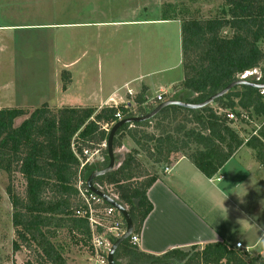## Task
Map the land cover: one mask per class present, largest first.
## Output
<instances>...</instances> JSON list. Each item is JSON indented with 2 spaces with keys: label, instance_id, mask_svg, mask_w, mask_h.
Here are the masks:
<instances>
[{
  "label": "trees",
  "instance_id": "obj_1",
  "mask_svg": "<svg viewBox=\"0 0 264 264\" xmlns=\"http://www.w3.org/2000/svg\"><path fill=\"white\" fill-rule=\"evenodd\" d=\"M173 7L164 6L162 20L179 19ZM222 15L211 19H179L183 79L174 100L201 103L244 74L259 69L264 59L260 47L264 43V0H224ZM225 28L230 30L229 34H223ZM61 79L65 89L70 83L69 74L63 72ZM246 79L254 84L264 83V75L258 80ZM142 102L141 98L135 102L139 113L126 105L99 111L61 108L51 112L47 104L30 113L23 108L0 109V171L8 176L18 172L25 182L24 197L10 193L13 227L18 229L21 243H13L14 251L24 245L36 251V264H67L59 247L51 242L59 230L68 231L89 245L88 223L75 216L81 202L78 176L80 173L85 188L89 174L108 165V155L104 149L103 160L79 172L73 149L81 153L86 144L106 141L108 134L101 126L117 122L116 114H120L121 119L143 115ZM214 103L226 110L238 107L242 112L234 115L235 120H228L227 113L218 114L209 106L200 110L167 106L151 120L124 125L116 133L113 152L120 146L118 140L123 133H127L136 148L122 154L114 152L113 169L94 179L93 185L110 197L105 185L118 188V195L112 198L131 216L133 234L140 235L142 224L152 209L147 191L157 178L158 168L154 166L171 165L181 154L205 177L211 178L242 146L251 149L255 160L264 165V122L256 134L246 140L240 138L233 127L252 116L264 117V95L260 90L240 86L239 90L232 89ZM150 108L153 110L155 106ZM180 115H184L183 120L189 115L191 120L177 121ZM24 116L27 118L15 126V121ZM160 120L167 122L165 126L157 124L160 136L144 135L138 130ZM148 142H153V146H147ZM139 152H144L146 162L149 159L152 167H144L143 160H136ZM47 194L50 197L47 198ZM129 241L119 246L125 248L128 264H264L261 255L252 257L225 242L207 244L202 250L192 246V252L175 249L152 256L140 252ZM118 250L114 254L116 264H119ZM25 264L33 262L28 260Z\"/></svg>",
  "mask_w": 264,
  "mask_h": 264
},
{
  "label": "crops",
  "instance_id": "obj_2",
  "mask_svg": "<svg viewBox=\"0 0 264 264\" xmlns=\"http://www.w3.org/2000/svg\"><path fill=\"white\" fill-rule=\"evenodd\" d=\"M124 1L120 16L109 20L88 17L73 21L71 8L65 13H71L72 21L65 22L58 19L63 15L58 4L48 10L51 12L45 10L47 2L54 4V0H0V106H132L136 97L143 101L142 108H150L161 104L155 102L159 92L164 102L174 100V86L182 79L154 80L170 67L143 69L138 60L144 31H152L154 26L166 28L162 34L165 40L177 35L175 50L181 58V22L162 20L159 6L145 5V0ZM92 9L97 10L95 6ZM169 25L176 27L167 37ZM115 36L121 51L128 54L123 56L127 64L120 68L106 51ZM103 62L109 64L105 70ZM63 72L70 78L65 89ZM147 198L152 209L142 224L140 252L160 256L170 250L186 251L218 242L234 248L239 242L244 248L239 250L264 257V247H257L264 236V165L248 147L242 146L212 178L180 156L158 170Z\"/></svg>",
  "mask_w": 264,
  "mask_h": 264
},
{
  "label": "rangeland",
  "instance_id": "obj_3",
  "mask_svg": "<svg viewBox=\"0 0 264 264\" xmlns=\"http://www.w3.org/2000/svg\"><path fill=\"white\" fill-rule=\"evenodd\" d=\"M50 1V0H48ZM59 3H57L56 0H54V4L51 2H47L48 6L45 5V10H50L55 8V4L59 5L60 10L62 11L63 15H59L58 19L65 22H71L72 21V15L71 13H65V10H69V12L73 11V21L76 19H85L89 17L92 19L94 17L95 20H103L102 17H107L108 20L111 18H114L116 16H120L122 8L124 6V0H58ZM154 5L159 6V10L161 9V12L166 5H172L175 9L174 15L177 16L179 19H190L193 17H197L200 19H211V18H218L223 16L222 10H223V4L224 0H145V5ZM95 6V8L98 10L93 12L94 9L92 7ZM44 10V7L42 8ZM154 11V10H153ZM45 12V11H43ZM51 12V11H48ZM95 13V14H94ZM172 14V11L168 13V15ZM162 17V16H160ZM181 22V20H179ZM175 27L174 25H169V30L167 32V37L169 36V32L173 35L175 33ZM165 31L166 28L164 27ZM164 29L160 28L159 26H154V29L152 31H144V40L142 42V51L141 58L139 55V64L141 63L143 69L146 67H156L159 69L162 68H169L168 71L163 73V75L156 76L154 80L160 81L163 77H166L168 79L171 78H181L183 79V71L182 66L180 64L176 65L179 61L182 59L178 57V52L175 50V43L177 41V35L172 36L173 39L165 40V37L162 36V34H166ZM155 32H161V34L157 35L153 34ZM230 30L225 28L223 30V34H229ZM106 34H109L108 32ZM114 40L108 42L106 47V51L109 53L108 58L113 60L115 66L122 67L124 65L121 64H127L126 60L123 58L124 55H128L124 51H121L120 49V42H118V38L115 36L113 37ZM116 39V40H115ZM169 45V49H168ZM260 47L263 50L264 53V43L260 44ZM133 54L131 52V59H133ZM181 55V54H180ZM104 62H106V59H104ZM103 62V68L104 70L108 67V63ZM84 63V61H83ZM82 63V64H83ZM81 64V65H82ZM175 66V67H174ZM174 67V68H172ZM264 75V59L259 67V69L253 70L251 72H248L246 75V78L255 79L258 80L261 78V76ZM40 76V74H39ZM42 76H45L43 74ZM242 77V76H241ZM62 81V80H61ZM164 81V78L162 79ZM182 81V80H181ZM181 83V82H180ZM85 86H83V89ZM175 92L180 93L181 85L177 84L174 86L173 89ZM239 90V87H238ZM23 91V89H21ZM69 94L72 95L71 91H69ZM162 94L161 92L157 93V95ZM180 96V95H179ZM87 93L83 95V98L86 99ZM164 98V96H163ZM136 97L133 98L131 101V105H126L130 107L133 112L139 113L137 111V105H136ZM46 104V103H44ZM43 104L37 105L33 108H23L25 110H28L29 113L32 112V110H35L37 108H40ZM210 108H212L215 112L218 114H226V113H232L236 115L237 113H240V108L236 107L234 110H226L222 108V106L217 105L215 103H212L208 105ZM51 112H56L58 109L54 107H50L48 105ZM110 107V106H101V107H95V106H84V107H63V108H93L96 111L101 110L102 108ZM2 108H22V107H8V106H0V109ZM60 109V108H59ZM144 114L149 113L152 111V108L144 107ZM27 111V112H28ZM143 114V115H144ZM136 116H141V114H135ZM181 117H178L177 121H183V123H187L189 120H191V117L187 115L186 119L183 120L184 115H180ZM27 116H24L20 119H17L14 123L15 126L19 125L22 120L26 119ZM154 118V117H153ZM251 119H243L247 121L236 123V125H233L235 131L238 133L240 138L243 140L249 139L252 135H255L260 129L261 125L264 122V117H249ZM151 120V119H150ZM161 124L165 126L167 122H161L160 121H154L149 127H142L138 129L141 134L144 135H152V136H160L162 133L159 129H157V124ZM114 124V123H113ZM112 125H102L101 130H103L105 133L108 134L110 131ZM172 126V125H171ZM187 127L193 126V124H186ZM127 142L128 146H124V144ZM118 144L120 146L114 151L115 153H121L127 151L128 149L132 150L136 148L135 144L132 140L129 139L127 133H123L118 140ZM105 145V147H103ZM146 145V144H145ZM147 146H153V142H148ZM84 148H94L98 149L100 151L98 159L93 160V162L90 165L92 167L96 166L97 161H101L104 158V149H106V141H94L93 143L86 144L82 146ZM128 147V148H127ZM125 148V149H124ZM76 151L75 149H73ZM181 156V154H180ZM178 154V158L180 157ZM144 152H139V156H137L136 160H143L141 164H144V167H152L150 160L148 159L146 162V158H144ZM147 165V166H146ZM141 168V167H140ZM158 168V170L161 169L159 166H154V169ZM99 170V169H94ZM86 184V182H85ZM78 185V184H77ZM79 186V185H78ZM77 186V187H78ZM106 192L111 195L112 197H115L118 195V188L115 186H107ZM10 190V192H9ZM10 193L14 194L18 197H24L25 194V182L23 180V177L18 172H13L10 176L7 175L6 172L0 171V264H25L28 260L35 263V250L33 248H27L24 245H21V248L18 251H14L13 249V243L17 242L19 244L20 240L17 235V228L13 227V221H12V215H13V207L10 201ZM50 197L47 194V198ZM80 237H73L72 234H69L68 231L59 230L57 233L56 238H52L51 242L55 244V246H58L59 249L62 252V257L66 260L67 264H88V245L84 244V242L79 241ZM204 246H196V250H202ZM125 248L123 246L119 247V264H128V257L125 256L124 250ZM188 251L192 250L189 248ZM245 251V250H242ZM246 252V251H245ZM250 256H254L251 255Z\"/></svg>",
  "mask_w": 264,
  "mask_h": 264
},
{
  "label": "built area",
  "instance_id": "obj_4",
  "mask_svg": "<svg viewBox=\"0 0 264 264\" xmlns=\"http://www.w3.org/2000/svg\"><path fill=\"white\" fill-rule=\"evenodd\" d=\"M247 74L248 73L244 74L242 77H246ZM260 94L264 95V89H260ZM155 102L163 103V95H157L155 97ZM115 118L120 120V114H116ZM226 118L228 120H235L234 114L232 113H227ZM103 147H105V145H103ZM99 153L100 151L98 149L84 147H82L81 153L74 151V155L79 163V172L87 165L91 164L93 160L98 159ZM220 179L221 178H215V180ZM77 184L79 185H77V190L81 202L79 208L75 211V216L86 220L90 230L88 264H108L107 257L111 245L125 232V222L121 214L114 207L89 191L87 186L85 188L83 187L80 173ZM129 240L132 246L137 247L139 244V235L132 233ZM235 247L237 249H244L239 242L235 244Z\"/></svg>",
  "mask_w": 264,
  "mask_h": 264
},
{
  "label": "water",
  "instance_id": "obj_5",
  "mask_svg": "<svg viewBox=\"0 0 264 264\" xmlns=\"http://www.w3.org/2000/svg\"><path fill=\"white\" fill-rule=\"evenodd\" d=\"M240 86H249L253 87L256 89H264V83L263 84H254L249 81H247L246 77H242L238 80H235L228 84L225 88L220 90L219 92L215 93L214 95L210 96L206 100H204L201 103L197 104H190L182 101L181 99L178 100H168L166 102H163L159 105H157L152 111H150L147 114L141 115V116H132L124 119H120L117 122L113 124L111 127L110 131L108 132L107 140H106V149H107V155H108V165L104 169L100 170H94L92 171L89 176L86 179V186L89 191L92 193L96 194L99 196L101 199H103L107 204L110 206L114 207L122 216L124 222H125V232L118 238L116 239L110 248V251L108 253L107 261L108 264H116L114 261V254L119 248V246L124 243L126 240L129 239V237L133 233V221L131 216L129 215L128 211L126 208L120 204L117 200L111 198L101 190H98L95 188L93 185V180L104 176L108 174L114 167L115 164V157H114V152H113V139L118 132V130L127 124H136V123H142L149 121L153 117H155L163 108L167 106H178L181 108L189 109V110H200L212 103H214L217 99L223 97L226 95L229 91H231L234 88H238ZM136 204V201L134 202Z\"/></svg>",
  "mask_w": 264,
  "mask_h": 264
},
{
  "label": "clouds",
  "instance_id": "obj_6",
  "mask_svg": "<svg viewBox=\"0 0 264 264\" xmlns=\"http://www.w3.org/2000/svg\"><path fill=\"white\" fill-rule=\"evenodd\" d=\"M257 247H264V236H262L258 242H257ZM253 249L249 248L248 251H252Z\"/></svg>",
  "mask_w": 264,
  "mask_h": 264
}]
</instances>
